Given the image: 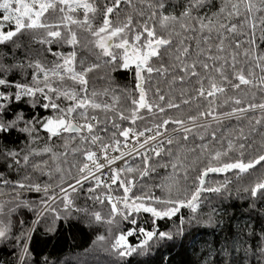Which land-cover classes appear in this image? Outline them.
<instances>
[{"label": "snow or ice", "instance_id": "snow-or-ice-1", "mask_svg": "<svg viewBox=\"0 0 264 264\" xmlns=\"http://www.w3.org/2000/svg\"><path fill=\"white\" fill-rule=\"evenodd\" d=\"M122 2L128 3L129 7L132 6L129 0H103V2L101 0H0V44H13L14 47H19L20 45L15 43V38L19 34L29 33L34 41L39 34V43L42 46L48 45V53L62 60V63L54 64L49 70L43 67L39 61H31L27 64L23 61L16 63L14 56L11 58L14 62L7 63L6 54L0 53V136L5 139L12 136L13 133L26 136L27 149H31L33 143L39 138L41 130L47 132L49 141L61 133L72 135L71 142L66 140L63 145L64 152L53 153V159L64 156V162L67 164L68 149L72 145H76L72 147L70 154L79 159L69 165V171L76 170L75 175H72L71 182H68L64 179L62 169L58 168L57 171L61 174L60 182L44 185L41 204L44 205L46 212L55 211L60 215L70 213L74 205L70 194L76 195L80 190L85 192L88 199H93L91 193L99 192L103 188L104 191L97 195L95 200L103 205L106 197L107 205L111 206V214L107 219L109 224L113 223L114 217L120 216L131 220L135 225L137 221L130 215L133 209L136 212L150 213L153 218L172 217L181 207H187L192 213H196L202 194L220 196L228 191L229 181L227 179L214 187L205 186V177L208 173L237 170L238 174H246L250 169L264 165V133L261 134V148L254 156L251 153L253 144L247 143L249 136L244 133L243 129H240L235 135L227 137V148L216 150L211 146L217 140V130L213 127V122L219 124L224 118L233 115L239 117L240 114H246L248 110L257 108L264 113V102L256 105L255 103L244 104L236 97H229L228 100L223 99L229 88L237 90L241 85L250 86L256 69L262 73L256 77L257 86L264 88V53L256 51L254 41L257 25L262 33L261 39H264V0H220L218 6L216 3H210L209 0H188L179 17L172 14L165 15L166 4L164 0H160L158 4L147 5L151 9L148 20H145L143 24L137 22L135 27H133L131 16L126 17L124 22L119 25H114L111 22L110 15L119 9ZM212 8L215 11H211ZM205 9H209V11L200 15L199 13ZM79 12H83V20L78 17L74 18V15ZM193 13L197 14L193 15ZM90 14L92 17L102 15V23L93 28L89 19ZM242 14L244 25L252 30L253 39L248 41L249 47L243 53L239 52L242 45L237 41L235 44L237 51L234 53L233 45H226V41L229 34L233 33L237 27L232 23V18ZM48 16L56 17L58 22L47 23ZM157 18L161 28L165 30H168V24L171 23L179 25L180 32L185 34L198 32L197 47L199 51L195 52L193 56L191 46H184L181 41L175 53H168L169 59L172 60L171 64L166 65L161 62L158 67H154L153 61L160 59L164 49H170L172 43L164 35L156 33L154 22ZM149 21L153 22L151 26ZM62 26L63 31L61 30ZM76 26L90 34V42L95 49L99 50V58H110L108 61L110 66L118 64L120 68H128L130 64L135 65V90L128 93L126 98L130 100L128 108L118 110L114 102L111 104L98 103L89 96L86 77L98 67L97 64L84 66L85 62L81 61L82 70L78 71L73 66L76 58L75 51L69 52L67 55L53 51L51 45L55 44L59 47L62 42L72 46L73 49L77 47L78 36L73 31ZM145 34L146 40L140 43ZM200 37H203L202 41ZM241 55L248 57V62L252 65L246 74L243 68L238 73L235 71L239 63L238 57ZM26 66L34 69L31 83L11 82L9 73L22 72ZM145 73H147L150 82L153 75L166 80L171 86L167 94L164 89L158 86L155 87L154 92H146L144 89ZM41 74H43L42 78ZM65 77L74 83L78 82L79 92L53 86V79L59 78V81L63 83ZM189 81H195L191 92L183 87L179 89V96H176V85H186ZM13 88L14 92L9 91ZM149 94L153 96L152 100L148 99ZM218 97L221 98L219 102ZM197 100L206 101L208 110L204 111L203 106H198L195 109L196 115H192L191 111L181 117L166 115L181 107L190 106ZM13 101L24 102L32 107L50 108L53 115L25 119L24 112L17 110L20 107L19 103L14 104ZM61 101H67V107L62 106ZM229 103L232 105L230 112L217 111L220 105ZM242 104L243 107H241ZM89 109H91V113ZM142 110H147L151 114L149 118L152 121V126L141 128L135 126L137 121L145 119L141 115ZM199 120L209 122L198 124ZM124 122H127L126 126ZM109 124L112 129L111 135H102L101 133H108L107 125ZM186 125H191V127ZM255 125L264 127V116L258 117ZM170 126H175L177 131L168 135ZM256 126L249 127L248 133L255 134ZM201 129L204 130L205 135L201 137L203 144L197 145L200 148L199 160L203 163L207 159L209 165L215 164L216 166H205L199 170L198 176L192 182L193 190L190 194L180 197L179 193H176L175 198L170 199L130 196L134 184L139 183L142 178L148 177L150 169L154 170L151 167V162L153 159L161 158L165 144L170 149L174 143L173 137H179L181 132L184 134V141L187 142L190 133L199 132ZM209 132L211 133L210 141L207 135ZM166 135L167 139H163ZM129 142H131V148L129 151H125L124 149L129 148ZM175 142L178 143V140ZM24 144L25 141H20L21 146L17 150V146H9L0 141V164L6 169L5 172L0 173V187L14 189L17 197L19 190L27 188L30 191L40 192L41 186L36 183H25L24 180L27 178L13 181L6 179V176L10 175L14 169L19 174L21 161L27 167L30 155L40 156L42 153L47 154L52 151L49 146H45L38 151L33 150L29 153L23 147ZM85 145L87 147H84ZM94 147L98 150L93 151ZM232 152H237L239 158L232 160L230 155ZM245 156H248L247 162L243 160ZM136 159L142 161L143 170L141 167L133 168L131 166ZM116 161H122V164L116 167ZM44 166H47L46 162ZM105 166L108 171L102 172ZM33 167L36 170H41L39 164L33 165ZM173 167L176 166L173 165ZM86 182L91 185L88 189L83 188ZM113 187L123 191L122 199L112 196ZM49 188H51V195L48 194ZM244 193L250 195L252 201L249 204V211L259 212V215L264 218V207L256 208L258 199L264 201V178L245 187ZM168 195L171 197L173 194L169 191ZM57 202H62L63 212L56 207ZM7 203L14 204L16 201ZM7 203L0 201V214L7 208V213L11 216L14 208L7 207ZM153 203L156 206H153ZM23 204L25 207L28 206V202H23ZM76 211L82 212L84 209L77 208ZM42 215L43 212L37 213V220L33 221V225ZM213 215H215L214 210ZM91 216L96 222L102 220L100 212H92ZM56 219H59V216ZM211 222L212 216H209V223ZM20 223L23 227L24 222ZM183 223L184 218L181 217V228L178 231H182ZM10 225V220L7 224L0 221V240L8 239L11 231ZM254 227L255 225H250L247 221L243 226L237 225V228L241 232L246 231L248 236H259L255 251L251 246H244L243 237L229 240L221 245L220 255L223 264H232L230 250L233 247L237 253L243 251L246 257L257 256V264H264V225H261L259 233L253 232ZM139 232L142 238L137 244L127 242L126 235L132 233V229H129L127 233L117 234L115 241L111 242V248L105 250L112 252L120 260L132 256L145 257L153 250L158 251L159 248L155 246L160 242L172 239L171 232L159 231L156 228L146 231L145 228L140 227ZM104 239L103 236L96 238L97 241ZM22 242L23 234L17 237V264H25V259L29 255L26 244L23 248L20 247ZM42 264H49V261L45 258ZM52 264H55V261ZM204 264H212V262L206 258ZM244 264H249V261L245 259Z\"/></svg>", "mask_w": 264, "mask_h": 264}, {"label": "trees", "instance_id": "trees-1", "mask_svg": "<svg viewBox=\"0 0 264 264\" xmlns=\"http://www.w3.org/2000/svg\"><path fill=\"white\" fill-rule=\"evenodd\" d=\"M103 2V0H101ZM131 7L128 3L122 2L119 9L114 11L110 15V20L114 25H119L126 17L131 16L133 20V27L139 22L143 24L151 13V9L147 7L148 4H158L160 0H129ZM165 15L172 14L179 17L180 12L183 9L184 4L188 0H164ZM211 3H216V0H212ZM218 6V5H217ZM159 11V10H157ZM209 11V9H208ZM211 11H215L214 8ZM142 13V15H140ZM200 15H204L199 13ZM83 20V12H79L74 15V18ZM90 23L93 24V28L99 26L102 23V15L92 17L89 16ZM47 23H57L58 20L54 16H48ZM150 26L153 23L149 21ZM155 31L158 35H164L165 38L171 40L173 24H168V30L161 28L159 19L154 22ZM63 31V26L62 29ZM78 36V45L73 49L76 53V69H81V61H84V66L88 64H97L98 67L87 74V91L89 96L94 98L98 103H115L116 108L126 109L130 104V100H127L128 93L135 90V65H129L128 68H120L118 64L109 65L110 58H99V50L94 48V45L90 42L91 37L87 31H82L79 26L73 28ZM139 34V33H137ZM262 33L257 25L254 41L256 51L258 53H264V39H261ZM253 39L252 33L249 30H245L234 38H228L227 44L233 45L232 51L235 53L237 49L235 44L239 41L242 47L239 52L243 53L245 49L249 47L248 41ZM146 40V34L142 37L140 43ZM131 42V41H130ZM172 42V40H171ZM15 43L20 45L14 47L13 44H0V53L6 54V62L13 63L11 59L15 57V62L30 63L31 61H39L46 69H51L54 64L62 63V60L58 59L48 53V45H41L39 43V34L34 41L31 34L22 33L15 38ZM191 46V45H189ZM201 46H204L201 44ZM53 51H58L67 55L72 52V46L66 43H61L59 47L55 44L51 45ZM193 56L195 52L199 51L196 45L191 46ZM175 53V49H172V43L170 49H164L160 59L153 61V66L158 67L161 62L171 64L172 60L169 59L168 53ZM239 63L236 66L235 71L238 73L243 68L246 74L249 67H252L248 62V57L243 55L238 57ZM32 67H25L24 70L15 71L9 73L10 81L30 84L32 81ZM262 75L259 69L255 70L252 77V84L250 86L241 85L239 89L232 90L227 89L223 97L224 100H228L229 97H236L244 102V104L255 103L259 105L264 102V88L257 86L256 77ZM43 74H41V78ZM171 79V77H169ZM149 81L147 73H145L144 89L146 92H154L155 87H161L165 90V94L170 85L166 80H162L161 77L153 75ZM54 87H61L62 89H71L79 92V84L74 83L67 77L64 82L61 83L59 78L52 80ZM195 81H189L186 85H176V96H179V89L186 87L189 92L192 90V86ZM14 92L15 89H9ZM82 93H80L81 95ZM93 94H95L93 96ZM55 99V97H54ZM148 99L152 100L153 96L148 95ZM218 102L221 98H217ZM179 103V101H176ZM14 104L19 103L20 107L17 110H21L25 114V119H31L32 117L40 118L43 116L53 115L52 110L44 109L42 107H32L24 102L13 101ZM62 106L67 107V101H61ZM198 106H203V110H208V103L203 100H197L190 106H185L177 109L176 111L169 112L167 116L181 117L191 111L192 115H196L195 109ZM231 104L220 105L217 111L230 112ZM244 105L242 104L241 107ZM91 113V109H89ZM100 115H103L100 113ZM141 115L145 117L144 120L137 121L136 127L141 128L144 126H152V121L149 118L151 114L147 110H142ZM264 116L262 112L250 113L242 116L227 117L219 124L213 122V127L217 130V140L214 145H211L216 150L227 148V137L235 135L240 129L244 130L245 134H248L249 138L247 143L253 144L251 153L254 154L261 148V134L264 133V127L256 126L255 121L258 117ZM206 120L204 123H208ZM202 123V124H204ZM125 126L127 122H124ZM251 126H256L257 131L255 134H249L248 129ZM103 128L104 125L102 124ZM108 133H101L102 135H111V125H107ZM175 126H170L168 129ZM122 130V129H121ZM205 135L203 129L199 132H192L189 134V140L184 141V134L181 132L179 137H174V143L169 149L168 146L164 148L163 155L160 159H153L151 167L154 170L149 171V175L146 178H142L139 183H135L133 189L130 191V196L145 197L151 199L153 197H161L162 199L175 198L176 193H179L180 197L185 194H190L193 190L192 182L196 176L205 166L215 167V164L209 165L207 159L203 163L199 160L200 148L197 145H202L203 140L201 137ZM209 141L211 133H207ZM71 134L61 133L59 136L53 137L50 141L47 132L39 131V138L33 143L31 149H27V137L13 133L12 136L6 139L0 136V141L7 143L9 146H17L19 150L20 141H25L23 147H25L29 153L33 150H40L45 146H49L52 151L47 154H41L40 156H31L27 167L24 166L21 161V167L19 168V174L17 170H13L12 173L6 176V179L13 181H20L24 178L25 183H36L41 186L40 192L30 191L27 188L19 190V196H16L15 190L12 188L0 187V201L9 202L15 200L16 203H7V207L14 208L11 216L7 213V208L0 214V221L7 224L11 221V231L7 240H0V264H17L18 251H17V237L23 234V242L20 247L23 248L25 244L28 248L29 255L25 259V264H42V261L46 258L49 264L55 261V264H204L205 259L208 258L212 264H223V259L220 255L221 245L225 244L229 240L236 239L237 237H243L245 240L244 246H251L255 251L258 244L259 236H248V233L241 232L237 225L243 226L247 221L250 225H255L253 232L259 233L261 225H264V218L259 215V212L249 211V204L252 202L250 195L244 193V188L250 186L257 180L264 178V165L254 167L250 169L246 174H238L237 170L224 173H210L205 179V186L214 187L218 183L223 182L225 179L229 181L228 191L223 195L217 196L216 194H202L198 203L196 213H192L187 207H181L172 217L153 218L150 213L143 211L136 212L134 209L130 213L132 219L136 220L135 225L131 220H126L123 217L116 216L113 219V223L109 224L107 219L111 214V206L107 205L106 197L104 204L97 203L95 197L100 195L104 189L101 188L99 192L93 191L91 193L93 199H88L84 191L78 190L76 195H72L74 200L73 209L70 213H64L60 215L59 212H46L44 211V205L41 204V199L44 195V185L58 184L61 179L60 172L57 169H62L64 173V179L70 180L72 175H75L76 170L69 171V165L76 162L79 158L73 157L70 153L72 145L69 147L67 156L68 163L65 164L64 156H59L57 159H53V153H63L66 140L71 142ZM178 140V143L175 142ZM107 142V140H105ZM84 147H87L85 145ZM191 150V151H189ZM171 153V154H169ZM232 160L239 158L237 152H232ZM248 156L243 157L244 162H247ZM45 162L47 166L45 167ZM39 164L41 170H36L33 165ZM173 165L176 167L174 168ZM133 168L141 167L142 161L135 160L132 162ZM195 169V170H193ZM5 167L0 164V173L5 172ZM138 175V173H137ZM159 186V187H158ZM91 187L89 183L83 185L84 189ZM173 194L171 197L168 192ZM113 192L117 197L123 198V191L113 187ZM231 193V194H229ZM48 194L51 195V188H49ZM23 202H28V206L25 207ZM131 202V201H129ZM153 206H156L153 203ZM56 207L64 211L62 202H57ZM264 207V201L257 200L256 208L260 209ZM84 209L82 212H77L76 209ZM213 210L215 215H213ZM43 212V215L39 217L37 223L33 225V221L37 220V213ZM92 212H100L102 216L101 222H96L94 217L91 216ZM59 216V219L56 217ZM190 216L192 217L190 219ZM209 216H212V222L209 223ZM184 218L182 225V231H178L181 228L180 218ZM21 221L24 222L21 227ZM143 227L146 231H151L153 228L159 231L171 232L172 239L160 242L155 247L159 250H153L148 256H132L127 257L124 260H120L117 256L105 249L111 248V242L115 241V236L119 233H127L129 229H132L130 235H126V240L130 244H137L141 239L139 228ZM97 236H103V241H97ZM232 264H244L245 259L249 261V264H257V256L246 257L243 251L236 252L235 247L231 250Z\"/></svg>", "mask_w": 264, "mask_h": 264}, {"label": "rangeland", "instance_id": "rangeland-1", "mask_svg": "<svg viewBox=\"0 0 264 264\" xmlns=\"http://www.w3.org/2000/svg\"><path fill=\"white\" fill-rule=\"evenodd\" d=\"M212 0H209V2L211 3ZM217 5L219 4L220 0H216ZM206 11H208V9H205V11L200 12L201 14H204ZM197 13H193V15H196ZM259 19V18H258ZM232 23H234L237 27L235 29V31L231 34H229V38H234L236 36H238L240 33H242L245 30H249V32L252 33V30L250 27L244 25V17L243 14L239 17H233L232 18ZM179 33V34H178ZM197 33H188L185 34L183 32H180L179 30V25H173L172 28V49H177L181 43V41H183L184 46H189V45H196L197 44ZM200 40H203V37H200ZM131 43V42H130ZM72 51L73 48H72ZM133 65V64H130ZM76 68V60L74 61V65ZM206 122V120H199L197 121L198 124H202Z\"/></svg>", "mask_w": 264, "mask_h": 264}, {"label": "built area", "instance_id": "built-area-1", "mask_svg": "<svg viewBox=\"0 0 264 264\" xmlns=\"http://www.w3.org/2000/svg\"><path fill=\"white\" fill-rule=\"evenodd\" d=\"M81 95H83V94H81ZM255 112H261V110L259 109V108H257V109H255V110H248L247 111V113L246 114H250V113H255ZM246 114H240L239 116H242V115H246ZM235 115H233V116H231V117H234ZM74 122H76V121H74ZM187 127H191V125H186ZM177 131V129L175 128V127H173V128H170V129H168V135H171L172 133H174V132H176ZM163 139H167V135L165 136V137H163ZM173 140H174V137H173ZM166 146H168L167 144H165L164 145V148L166 147ZM130 148H131V142H129V148L128 149H124L125 151H129L130 150ZM93 151H97L98 149L97 148H93L92 149ZM136 160H139V159H136ZM122 164V161H116V167H119L120 165ZM108 171V169H107V166H105V169H103L102 170V172H107ZM68 182H71V179L68 181ZM87 183V182H86ZM86 183H84V184H86ZM65 187H66V185H65ZM59 190L57 189V192H58ZM112 196L115 198V197H117V195L113 192V190H112Z\"/></svg>", "mask_w": 264, "mask_h": 264}, {"label": "water", "instance_id": "water-1", "mask_svg": "<svg viewBox=\"0 0 264 264\" xmlns=\"http://www.w3.org/2000/svg\"><path fill=\"white\" fill-rule=\"evenodd\" d=\"M208 174H210V173H208ZM208 174H207V175H208ZM212 174H213V173H212ZM207 175H206V177H207ZM206 177H205V179H206Z\"/></svg>", "mask_w": 264, "mask_h": 264}]
</instances>
